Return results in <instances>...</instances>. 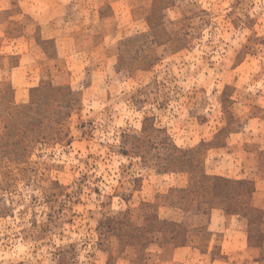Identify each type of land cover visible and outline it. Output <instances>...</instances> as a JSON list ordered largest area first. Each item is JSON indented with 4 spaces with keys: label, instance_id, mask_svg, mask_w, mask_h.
<instances>
[{
    "label": "rangeland",
    "instance_id": "1",
    "mask_svg": "<svg viewBox=\"0 0 264 264\" xmlns=\"http://www.w3.org/2000/svg\"><path fill=\"white\" fill-rule=\"evenodd\" d=\"M253 190L264 0H0V264H264Z\"/></svg>",
    "mask_w": 264,
    "mask_h": 264
},
{
    "label": "crops",
    "instance_id": "2",
    "mask_svg": "<svg viewBox=\"0 0 264 264\" xmlns=\"http://www.w3.org/2000/svg\"><path fill=\"white\" fill-rule=\"evenodd\" d=\"M109 4H110V2H109ZM53 11L54 10H52V7H50L49 8V17H50V20L63 19L62 18L63 13H62V15L59 18L57 15H55V16L52 15V12ZM108 14L109 15L106 16V18H109L110 17L111 12H108ZM49 17H48V19H49ZM47 31H48V34H47L46 39H45V41H46L45 42L46 47H45V49H42V47H40V45H39V48H40L41 51H43V54H44V57H45V62L54 63V60H55V57H56L55 54H54L55 53V50H54V42H55V40H53V36H51V37L49 36V25H47ZM61 37H62V39H64L63 33H62ZM32 62H35V60L33 58H32ZM22 65H23V63L21 61H19L15 65H13L14 66L13 69L14 70H20L22 68ZM34 72L35 71H32V74ZM29 80H30V74L27 73V72L22 73L21 79L19 81H17V84L15 86H19V87L25 86L26 84H28ZM14 92H15V94H17L18 90H14ZM20 95H23V94L20 93ZM218 175H220L223 178H231L232 177V176H226L225 174H222V173H220ZM235 179L239 181L241 178L240 177H235ZM262 192H264V191L263 190H253L251 192V194H250L251 201H250V204H249V206L251 207V209L258 210V211H263L264 212V205L258 199L262 195ZM230 216L232 217L233 222L236 223V224H239L244 219H245L244 221H246L248 223V219L246 220V218L240 217L237 213L235 215H230ZM239 219H241V221H239ZM229 226H230V224H229ZM250 248H252V247H250Z\"/></svg>",
    "mask_w": 264,
    "mask_h": 264
}]
</instances>
